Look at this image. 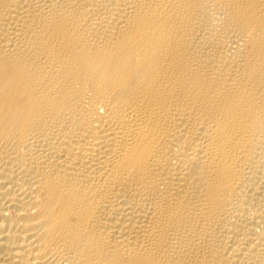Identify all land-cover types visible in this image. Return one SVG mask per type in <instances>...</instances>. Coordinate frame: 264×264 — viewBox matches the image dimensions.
<instances>
[{
  "label": "bare ground",
  "instance_id": "1",
  "mask_svg": "<svg viewBox=\"0 0 264 264\" xmlns=\"http://www.w3.org/2000/svg\"><path fill=\"white\" fill-rule=\"evenodd\" d=\"M0 264H264V0H0Z\"/></svg>",
  "mask_w": 264,
  "mask_h": 264
}]
</instances>
